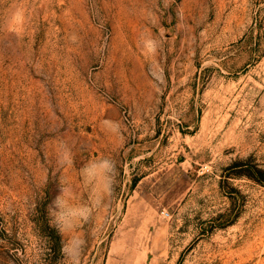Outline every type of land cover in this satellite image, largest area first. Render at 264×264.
Returning a JSON list of instances; mask_svg holds the SVG:
<instances>
[{"label":"rangeland","instance_id":"rangeland-1","mask_svg":"<svg viewBox=\"0 0 264 264\" xmlns=\"http://www.w3.org/2000/svg\"><path fill=\"white\" fill-rule=\"evenodd\" d=\"M101 156L80 264H264V0H0V264H58L48 206Z\"/></svg>","mask_w":264,"mask_h":264},{"label":"clouds","instance_id":"clouds-1","mask_svg":"<svg viewBox=\"0 0 264 264\" xmlns=\"http://www.w3.org/2000/svg\"><path fill=\"white\" fill-rule=\"evenodd\" d=\"M106 129L114 135L122 134V125L117 121H105ZM73 163L72 148L65 140H59L56 146V164L68 167ZM83 185L88 190L86 203L74 202L72 185L61 179L58 183V194L48 206L49 223L61 236V256L58 264H80V256L86 240L79 229L103 207L115 187L117 167L114 159L101 156L91 160L79 170Z\"/></svg>","mask_w":264,"mask_h":264},{"label":"trees","instance_id":"trees-1","mask_svg":"<svg viewBox=\"0 0 264 264\" xmlns=\"http://www.w3.org/2000/svg\"><path fill=\"white\" fill-rule=\"evenodd\" d=\"M259 174L261 175V178H253L256 179L257 181H264V171H260ZM247 177H255V176H247ZM53 240V245H54V250L57 252H61V237L54 232V237L52 238Z\"/></svg>","mask_w":264,"mask_h":264}]
</instances>
